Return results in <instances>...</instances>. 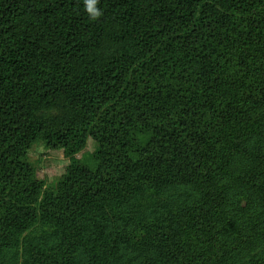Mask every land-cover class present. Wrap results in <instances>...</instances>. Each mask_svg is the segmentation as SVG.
Wrapping results in <instances>:
<instances>
[{
	"label": "trees",
	"instance_id": "obj_1",
	"mask_svg": "<svg viewBox=\"0 0 264 264\" xmlns=\"http://www.w3.org/2000/svg\"><path fill=\"white\" fill-rule=\"evenodd\" d=\"M97 7L93 21L83 0H0V248L38 215L75 239L80 213L140 189L131 184L139 175L152 188L194 183L202 199L186 212L202 246L162 244L159 263L219 264L220 234L242 235L241 225L229 227L244 208L218 217L228 193L218 177L231 173L232 183L264 191L260 152L238 169L233 161L244 125L264 120V0ZM87 138L94 164L72 159L58 194L37 208L31 144L68 155ZM104 231V247L125 243L123 225Z\"/></svg>",
	"mask_w": 264,
	"mask_h": 264
},
{
	"label": "rangeland",
	"instance_id": "obj_2",
	"mask_svg": "<svg viewBox=\"0 0 264 264\" xmlns=\"http://www.w3.org/2000/svg\"><path fill=\"white\" fill-rule=\"evenodd\" d=\"M244 126L245 135L235 142L241 144V148L233 156L237 163L234 167L238 169L241 161L244 160L245 165L246 160L262 154L256 159L261 160L257 162L258 178H264V120L250 121ZM136 134L139 140L145 137L142 133ZM95 147L94 140L87 138L76 152L65 155L61 147L55 149L40 139L34 141L27 156L33 168L32 177L41 182L34 205L39 208L58 194L57 183L72 159L79 165H93L91 153ZM256 152L260 153L255 155ZM236 172L232 171L233 174ZM233 177L231 173L225 179L218 177L219 183L226 185L228 191L218 217L223 220L229 207L244 208L229 227L231 231L241 225L244 232L242 235L220 234L218 247L222 249V260L219 264H264V191L240 187L231 182ZM134 183H138L140 189L128 190L84 209L75 223L77 237L71 241L55 219L38 215L34 220H28L20 232L10 235L2 244L0 264H91L90 261L98 259L101 264H160L158 250L162 244L173 242L177 245L176 250L180 247L179 251H197V247L202 246L198 245L200 236L186 217L190 205H199L202 200L197 196L194 183L177 181L166 187L152 188L145 186L147 182L139 175L131 180V184ZM116 225H123L125 243L104 247V227ZM247 230L250 234H245ZM166 261L171 264L170 260Z\"/></svg>",
	"mask_w": 264,
	"mask_h": 264
},
{
	"label": "clouds",
	"instance_id": "obj_3",
	"mask_svg": "<svg viewBox=\"0 0 264 264\" xmlns=\"http://www.w3.org/2000/svg\"><path fill=\"white\" fill-rule=\"evenodd\" d=\"M84 10L90 20H96L102 15L100 8L97 7L99 0H83Z\"/></svg>",
	"mask_w": 264,
	"mask_h": 264
}]
</instances>
